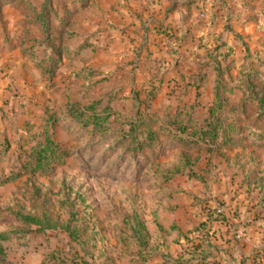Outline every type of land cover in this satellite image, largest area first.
I'll return each instance as SVG.
<instances>
[{"label": "rangeland", "instance_id": "obj_1", "mask_svg": "<svg viewBox=\"0 0 264 264\" xmlns=\"http://www.w3.org/2000/svg\"><path fill=\"white\" fill-rule=\"evenodd\" d=\"M22 1L0 3V139H9V148L0 158V172L7 173V163L22 160L19 151L26 150L24 136L38 131L39 108L48 93L54 95L60 113L54 127L55 140L66 156L51 172L22 174L0 184V264H69L87 258L88 254L96 264H125L122 258L128 259V251L133 252L138 246L130 245V239L124 237L131 234L137 221L147 230V248L159 247L158 251L165 254L178 238L176 233L173 235L172 221L186 225L184 231L188 236L196 237V228L208 207H221L223 213H232L233 221L238 210L252 218L264 217V137L260 144L254 143L244 126L228 146L218 150L201 141L181 140L164 130L134 152L120 145L118 131L103 143L100 136H93L89 128L69 115L67 103L100 98L103 103L111 101L115 108L133 114L136 106L124 93L133 85L134 78L120 66L108 67L110 49L103 45L108 35L102 36L101 28L93 31L92 42L94 39L93 45L98 48L91 52L88 64L99 67L104 75L96 77L93 85L82 84L73 76L78 67L71 62L67 56L71 52L64 51L62 43L67 38L71 46L74 42L64 31L60 59L50 68L51 61L43 58L40 50L46 40V26L34 9L43 0ZM241 1L234 0L238 10L244 7ZM245 1L251 9L242 12V20L230 21L232 30L241 38L234 37L226 27L228 23L221 19L211 25L209 31L213 33L196 31L194 38L181 47L178 66L161 71L162 83L151 101L152 108L161 111L177 101L191 102L196 88L194 83L185 85V76L199 71L208 73L199 88V103L211 101L208 97L215 71L204 60L205 52L214 49L216 36L232 47L230 57L235 64L244 55L264 61V0ZM60 2L53 0L52 7L62 12ZM212 3L200 5L203 19ZM190 9L184 15L198 21L196 6L191 5ZM160 41L161 47L151 49L166 66L169 56ZM262 69L259 71L264 73ZM230 71L235 73V68ZM256 85L264 88V77ZM137 87L142 89L143 85ZM113 91L117 95L110 99ZM140 96L144 97L143 91ZM247 119L252 127L263 129V118ZM222 161L233 169L228 170ZM59 199H63V204ZM71 205L76 209L73 218L66 212ZM44 211L61 224L70 221V227L79 231V240H70L67 230L60 226L38 230L37 225L25 223L20 217L42 216ZM29 225L32 227L27 228ZM237 233L239 238L244 236L242 230Z\"/></svg>", "mask_w": 264, "mask_h": 264}, {"label": "trees", "instance_id": "obj_2", "mask_svg": "<svg viewBox=\"0 0 264 264\" xmlns=\"http://www.w3.org/2000/svg\"><path fill=\"white\" fill-rule=\"evenodd\" d=\"M14 1L0 0V3ZM25 1L28 0L22 2ZM196 1L191 0L178 4L187 5ZM246 2L245 0L241 1L240 3L244 7L238 10L234 5V0H230V2L226 0L213 1L207 19L200 16L203 13L200 10L197 14V23L199 26H211L221 19L225 20L228 23L226 27L232 30L230 21L232 19L242 20V12L251 9L250 3ZM64 5L68 9L66 8L67 10L62 12L53 9V0H43L39 7L34 6V9L38 10L37 18L46 26V40L42 42L43 45L40 50L44 54L43 58L51 61L50 68L55 66L56 61L58 62L60 59L62 32L64 31L68 36L73 33L70 28L73 21L72 14L77 10H83L86 6V0H65ZM227 6L229 8L225 9ZM163 22L164 20L156 22L155 33L161 34L160 36L164 38L165 51L169 56V60L165 66L164 62H160L150 50H146L145 59H150L151 63L142 67V70H147L148 76L142 81V89H132L127 96L136 106L133 114L124 113L115 108L112 106L111 101L107 100L103 103L102 99L97 98L86 103H80L78 100L68 102L69 115L81 126L89 128L93 136H100L99 138L102 139L103 143L108 141L107 137L111 133L118 131V135L121 136L120 145L125 146V150L133 152L143 144H150V139L155 137L159 130L170 132L184 141H201L211 147L221 148L228 146L232 142V137L239 134L245 126L248 132L252 134L253 142L260 144L262 141L260 138L264 137V127L263 129L256 126L252 127L248 124L247 118L254 116L255 120L259 118L264 120V88L256 85V82L264 77V73L259 71L260 68L264 67V65L260 67L259 62L264 63V61L244 55L241 62L235 64L233 57H230L233 53L232 47L220 36L215 37L217 43L214 49L205 52V63L215 71L211 101L208 104L199 103V88L206 76L205 71H199L185 76L187 78L185 85L194 83L196 88L195 96L191 102L177 101L169 104L161 111L152 108L151 101L156 97L162 83L161 71L175 69L182 57L181 47L194 38L187 15L183 16L179 26L175 29L163 26ZM148 32L145 30L143 34L142 45L139 46L141 51L143 45L149 42L156 43L150 40ZM232 33L234 37L241 38L237 32L232 30ZM84 44L85 41L80 46H84ZM245 48L249 51L248 46ZM233 68H235V73L230 71ZM97 74H99L97 68H84L73 72L74 76H84L85 78H91ZM141 91L144 92V97L140 96ZM39 109L41 115L39 118L40 124L37 127L38 131L24 136L27 138L25 139L27 145L26 150L19 151L22 160L19 163H7V173L0 172V184L11 181L22 174L51 172L56 164L64 160L66 151L55 140L54 127L60 113L52 93H48ZM8 148L9 139H0V158L4 156ZM59 200L63 204V199ZM75 210L71 205L70 209H66V212L73 218ZM206 216V221L200 223V227L204 229L199 230L200 227L196 228L199 235L189 237L184 234V246L177 258L174 261L165 260L162 264H208L209 257L219 254V249L211 247L212 243L209 236L212 234V230L207 226V222L210 224L215 221L226 222L228 218L223 212L217 213L216 208L212 207H208ZM20 217L25 223L32 222L37 225L38 230L60 226L67 230L70 240H79V231L75 227H70V221L61 224L45 211L42 216L20 214ZM247 223L248 221L244 222L240 219L232 221L235 229L233 235L235 239L239 238L237 236L239 230L245 231ZM30 226L27 228H30ZM176 230L174 226L173 231ZM146 233L145 227L137 221L131 227V234L124 237V239H130L128 240L130 245L138 246L133 253L139 255L141 261L148 259L152 255L151 250L155 248H147V243L144 240ZM263 253L264 249H256L249 257L252 258L251 261L256 262L255 258ZM93 261H95V258H93ZM69 264H91V262L86 258H82Z\"/></svg>", "mask_w": 264, "mask_h": 264}, {"label": "crops", "instance_id": "obj_3", "mask_svg": "<svg viewBox=\"0 0 264 264\" xmlns=\"http://www.w3.org/2000/svg\"><path fill=\"white\" fill-rule=\"evenodd\" d=\"M188 1L191 0H86L85 8L83 10H77L72 14L73 21L71 22L70 28L73 33L70 37L74 42V45L71 46V44L68 43L67 39L69 38L66 39V42L64 40L62 45H64V51L67 50L71 52L70 54H67V56L71 57L72 63L77 64L78 69H76V71L84 68H97L99 70V74L94 75L91 78L73 76L77 80H80V83L91 86L95 83L96 77L104 75L99 67L94 66L93 64H88L92 54L91 52L93 49L96 50L98 48V46L93 45L94 39L92 42L93 31L96 30V28H101V30H103L101 35H108V38L105 40L106 44H103L104 47L110 49L111 63L108 67L114 68L120 66L119 69L129 73L131 78H134V80L132 79L131 81L133 82V85L131 87L129 86L130 88L128 91L124 93L128 96L132 89L138 88L137 84L141 85L143 79L148 76V71L142 70V67L151 63L150 59H145L146 50H150L154 55L151 49L152 46L161 47L162 42L160 40L164 43V38L160 36L161 34L155 33L156 22L164 20L163 26H168L169 29L170 27L175 29L179 26L186 11H191V5L196 6L197 12H195V16L197 19V14L201 9L200 5L202 3H212V1L208 2V0H197L196 2H192L187 5L178 4ZM64 2L65 0H61L60 2V8L62 11L68 9L65 7ZM203 15H205V13ZM207 16L208 13H206V17ZM187 17L189 23H191L193 34H195L198 30H201V32L207 31L213 33L212 31H209L212 26H199L197 21L191 19L189 15ZM145 30L149 31L148 35L150 40L156 43L149 42L143 45V50L141 51V47L139 46L142 45V37ZM155 36L158 39H155ZM84 41L87 43H85L84 46H80ZM95 42H97V40H95ZM163 49L165 51V46ZM137 74H140L139 78L137 77ZM207 75L208 73L206 72L204 81L207 79ZM212 78L211 92L208 97L209 100H211L213 96L212 89L214 84V75ZM116 95V92L113 91L108 97H111L110 99H112ZM93 99L96 98H89L88 100ZM198 100H200L199 96ZM209 102H205V104H208ZM208 147L212 150L222 148H214L210 145H208ZM221 164L226 167L225 162L222 161ZM226 168L228 170L233 169L232 167ZM223 172H225V169H223ZM221 190L222 192L224 191L223 188ZM185 208L188 212L191 211L188 206ZM207 209L208 208H206V212ZM224 214L229 217L226 222L215 221L211 224L207 222V226L212 230V234L209 236L210 242L212 243L211 247H215L220 250L217 256L208 258V264H258L259 262L260 264H264V253L255 258L256 262L251 261L252 258L249 257L254 250L264 249V232H262V230H264V217L258 218L257 216H254V218H252L238 210L236 213L237 219H244L245 221H248V223L245 227L244 236L235 239L233 236L235 229L232 225L234 217L232 213L228 214L226 211ZM204 215L205 217H203V221H201V223L206 221L207 216L205 213ZM262 216H264V214ZM172 222H174L173 224H175L174 226L177 229L176 231H173V235L176 233L178 238L174 241V243L168 246V251H164L165 254L158 251L159 247H156L151 250L152 255L148 259L141 261L139 255L130 252V250L126 254L128 259L122 258L123 262L125 264H162L165 260L174 261L184 246L185 241L183 235H188V232L184 231L186 229V225L180 224L179 221ZM197 235H199V232ZM86 260H90L91 264H96L93 261V257H90L89 254Z\"/></svg>", "mask_w": 264, "mask_h": 264}, {"label": "built area", "instance_id": "obj_4", "mask_svg": "<svg viewBox=\"0 0 264 264\" xmlns=\"http://www.w3.org/2000/svg\"><path fill=\"white\" fill-rule=\"evenodd\" d=\"M216 212L217 213H222L223 212V210H222V208L221 207H216ZM237 236H239V234L237 233Z\"/></svg>", "mask_w": 264, "mask_h": 264}]
</instances>
